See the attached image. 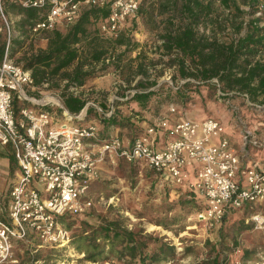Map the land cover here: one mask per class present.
<instances>
[{
  "label": "built area",
  "instance_id": "2783aa9c",
  "mask_svg": "<svg viewBox=\"0 0 264 264\" xmlns=\"http://www.w3.org/2000/svg\"><path fill=\"white\" fill-rule=\"evenodd\" d=\"M11 2L25 8L46 9L44 18L32 25L33 33L50 30L58 22L71 24L84 8H106L108 13L99 23V32L116 37L125 21L136 17L141 0ZM2 3L4 0H0V14L7 38L0 61V144L10 148L19 175L9 191L7 205H0V264L19 263L15 253L18 241L33 240L41 246L67 245L69 230L58 218L89 209L93 204L89 190L101 175V165L119 159L142 162L167 184L194 189L205 202L197 215L209 226L220 225L245 206L254 209L264 205V163L250 156L252 148L264 150V137L258 138L237 112L236 146L225 135V125L219 119L189 118L175 104H169L167 114L155 117L142 134L125 145L118 134L101 140L95 122L58 121L50 111L37 108L52 104L32 94L36 85L30 71L9 55L13 21L4 16ZM257 14L263 15L261 7ZM213 81L217 83L216 79ZM78 89L70 87L76 94ZM14 98L29 102L17 114ZM57 99L55 107L65 110L59 95ZM90 104L93 103L88 101L85 107ZM113 109V103L106 111L96 107L104 116ZM170 114H179L180 119H171ZM159 131L168 137L163 149L155 148ZM189 165L195 167L194 182L189 181ZM258 216L256 212L252 217L264 224V216Z\"/></svg>",
  "mask_w": 264,
  "mask_h": 264
},
{
  "label": "trees",
  "instance_id": "16d2710c",
  "mask_svg": "<svg viewBox=\"0 0 264 264\" xmlns=\"http://www.w3.org/2000/svg\"><path fill=\"white\" fill-rule=\"evenodd\" d=\"M241 1L248 9H241L238 0H160L158 8L154 1L145 5L146 0H141L137 14L147 20L162 16L160 42L154 47L158 54L157 62L145 56L142 50L131 58L138 44L125 34L112 41L113 49L121 47V51L108 48L98 36L99 23L105 19L108 10L86 8L75 22L65 25L58 22L52 29L45 30L46 48L25 53L21 58L22 66L30 71L38 87L60 75L65 83L58 95L72 114H78L88 101H96L93 95L76 94L70 87L81 88L91 78L107 72H120L122 64L130 58L137 62L138 76L133 93L123 101L135 104L131 105L135 115L141 116L148 111L159 114L162 105L175 104L178 107L195 96L200 97L201 102L210 96L222 101L239 98L242 106L264 109V2ZM4 3L6 11L20 16L16 22L20 32L27 31L26 28L31 30L32 25L46 14L43 8H25L11 0H4ZM260 7L263 15L255 16ZM94 22L98 24V32L92 33L90 25ZM83 39L87 40L82 45ZM23 47V40L11 39L9 55L12 57ZM5 48L6 38L0 32V61ZM159 61L163 66L172 67L171 83L159 82L151 76L150 69L156 70ZM125 96L127 93L123 91L121 97ZM119 102L113 103L114 109L109 116L88 105L84 117H98L103 124L101 137L106 139L113 135L115 127L129 126L131 135L128 140L131 142L142 130L131 121V116L121 113ZM28 104L14 98L16 114L20 107ZM42 107L51 111L47 105ZM108 108L105 106L103 110ZM61 112V108L56 109L57 115ZM210 117L215 118L206 116L201 119ZM176 188L185 195L180 204L194 205L196 212L203 210L205 202L198 192L188 187ZM72 216L63 215L58 219L63 224ZM160 224L167 225L166 222ZM78 240L77 249L93 262L117 260L122 264H160L176 255L175 247L167 242L153 241L155 244L150 248V241L145 236L124 227L117 220L104 219L89 233L78 236ZM210 264L220 263L214 257Z\"/></svg>",
  "mask_w": 264,
  "mask_h": 264
},
{
  "label": "rangeland",
  "instance_id": "374dc122",
  "mask_svg": "<svg viewBox=\"0 0 264 264\" xmlns=\"http://www.w3.org/2000/svg\"><path fill=\"white\" fill-rule=\"evenodd\" d=\"M149 1H154L156 8L160 6V0H146L145 5ZM238 2L241 9H248L241 0ZM2 7L4 16L13 21L11 39L24 41V47L12 55L16 62L22 64L21 58L25 53L46 48L47 33L46 31L33 33L27 28V31L20 32L16 28V22L20 16L6 11L5 3H2ZM255 16L260 15L256 12ZM161 18L162 16H155L154 19L147 20L137 14L136 17L125 21L117 36L125 34L138 44V49L132 53L131 58L136 52L142 50L145 52L144 55L154 62L159 60L154 47L159 44V34L163 30ZM59 23L65 25L64 22ZM97 26V22L91 24L90 32H98ZM0 32L7 38L1 14ZM98 36L108 48H114L112 41L115 37L104 36L99 32ZM85 40L87 39L81 42L82 45ZM116 50L121 51L122 48L117 47L114 51ZM144 55L142 58L145 57ZM131 58L126 59L122 64L120 72H113L112 82L114 83L107 90L95 91L83 86L77 93H83L86 97L93 95L94 100L99 102H97L98 107L102 109L114 103L118 96L121 97L123 91L130 95L138 76L137 62L131 61ZM71 68L72 66L68 70ZM173 72L172 67L163 66L160 61L156 70L150 69L151 76L157 78L159 82L171 83ZM47 83L41 89L42 91L40 90L38 98L44 102L49 101L55 109L59 90L65 80L58 75L52 77V80ZM121 105L123 106L119 110L124 116L135 115L128 102ZM168 105H162L159 114L148 111L142 115L146 120H150L167 114ZM178 108L184 109L187 117L196 120L213 116L238 133L239 128L236 126L234 116L237 112L248 127L255 130L258 138L264 137V109L242 106V100L239 98L222 101L215 96H210L201 102L200 97L195 96L186 104H179ZM120 129L122 131L119 130L118 135L127 141L131 135L129 126L120 127ZM161 179L142 162L130 163L119 159L114 163H106L100 177L93 182L89 190L93 200L92 206L63 223L69 230V243L60 247L44 246L33 251L35 245L33 249L25 250L27 245L18 241L15 244V253L20 255V264H122L117 260L93 262L86 259L85 253L77 249L78 236L89 233L92 227L97 226L104 219L117 220L124 227L145 236L150 241V248L154 246L153 241L156 240V242L163 241L173 245L176 250L175 257L160 264H205V262L210 264L214 257H217L220 264H264V224L257 223L252 217L258 212L260 215L258 218L262 219L264 206L236 210L226 217L221 225L209 226L198 217L194 205L179 203L185 198L179 189L163 185ZM162 180L167 184V181ZM162 222H166L167 225H161Z\"/></svg>",
  "mask_w": 264,
  "mask_h": 264
},
{
  "label": "crops",
  "instance_id": "0c3cea01",
  "mask_svg": "<svg viewBox=\"0 0 264 264\" xmlns=\"http://www.w3.org/2000/svg\"><path fill=\"white\" fill-rule=\"evenodd\" d=\"M113 78H114V73L113 72H107V73L102 74L100 76L89 79L88 81H86L85 86L89 87L95 91H103L104 89L107 90L108 87H110L111 84L114 83V82H112ZM42 88H43V86H41V87L36 86V89L32 92V94L39 97L40 93L42 91L41 90ZM85 89H87V88H85ZM123 98L124 97H119V96L116 98V100L118 102L120 101L118 104L119 107L123 106L121 104L125 105L128 102V101L127 102L123 101ZM97 102L90 104V105H92L96 108V107H98V103H99V102L98 103ZM110 103H111V99H110ZM128 103L130 105L135 106V104L132 102H128ZM37 108L46 110L42 106H37ZM57 108L58 107H55V109H53V106H49L48 109H51L50 112L52 114H54L55 119L58 121L66 120V121H70L71 123H77V124H86L89 122H95L98 124L100 129H102V127H103V124L99 121V118L96 117L95 115H92L94 118L86 119L84 117L86 114V107L81 109L78 114H74V113L72 114L67 109H65V110H62L61 113H58V115L56 114ZM144 117L145 116H143V115L131 116V121H134L133 123L135 125L139 126V128L142 130L139 133V135L142 134L145 131L147 125L151 124L155 119V117H153L150 120H146V118H144ZM170 117H171V119H174V120L180 119L179 114H174V115L170 114ZM226 126H225V135L229 138L231 144L233 146H236L239 142V134L232 127L230 128V126H227V127ZM119 130L122 131L120 129V127H115L114 130L112 131V134H118L117 132ZM101 135L102 134L99 130V138L101 140L106 139V138H102ZM155 138H156L155 148L156 149H163L166 145L167 140H168V137L166 136L165 132L159 131L156 134ZM122 139H123V137H122ZM123 141H124V139H123ZM129 142H130L129 140H127V141L125 140L124 144L127 145V144H129ZM250 156H251V158H255V159L259 160L260 162L264 163V150L252 148L250 151ZM105 164L101 165V173H102V170L104 169ZM194 168H195L194 165L187 166V170L189 172V181L190 182H194L196 179ZM18 175H19V168H18L17 163H16V161L12 155L10 148L8 146H3L0 144V205H7L8 201H9V191H10L12 185L16 182ZM159 179H161L160 176H159ZM161 183L167 187L176 188V186H174V185L166 184L162 179H161ZM262 206H264V205H262ZM243 208H247V206H245ZM22 243L27 245L25 250L33 249L34 245H35V248L33 249V251H37L39 248L44 247V246H41L40 244L35 243V241H33V240L23 241ZM19 256H20L19 254H16V257L18 258V262H19L18 264H20V261H21Z\"/></svg>",
  "mask_w": 264,
  "mask_h": 264
}]
</instances>
